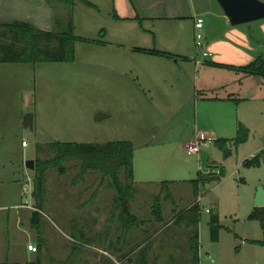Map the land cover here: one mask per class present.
Returning a JSON list of instances; mask_svg holds the SVG:
<instances>
[{"label": "rangeland", "instance_id": "rangeland-1", "mask_svg": "<svg viewBox=\"0 0 264 264\" xmlns=\"http://www.w3.org/2000/svg\"><path fill=\"white\" fill-rule=\"evenodd\" d=\"M91 4L75 0L74 61L35 65L36 90L24 105V111L34 116V124L32 130L22 126L18 145L21 148L25 143L24 158L33 160L35 168L36 160L52 158L48 146L52 141H131L134 183H126L131 184L133 196L117 205L116 196H123L108 185L107 178L95 171L81 176V161L71 160L63 164L64 173L52 167L46 170L44 203L38 210V225L33 227L31 216L37 212L32 197L34 169L26 168L23 160L26 177L23 190L19 185L21 196L15 200L12 188L9 198L0 195V203L5 201L0 204V264H31L38 256L40 264H191L188 238L192 227L188 223L197 197L201 198L196 212L199 264H264V207L254 205L258 188L264 189V78L243 77L212 64L220 56L216 42L225 32L214 39L206 32L205 48L212 55L202 58L195 48L194 54L212 66L193 69L187 79L177 82L181 65L162 58L157 63L163 65L155 69L156 63L151 61L152 67L141 61L151 60L149 55L124 51L129 36L118 34L117 23L113 26L109 3ZM2 14L0 19H6ZM64 16L66 21V12ZM193 29L185 31L190 41ZM144 36L152 38L150 33ZM156 39L158 45H172L163 34H156ZM118 43L125 47L115 49ZM154 70L159 85L151 79ZM173 81L183 89L181 98L192 97L194 91L203 94L189 101L182 118L161 125L150 101L167 106L174 97ZM220 97L224 103L217 100ZM97 112L104 114L99 121L94 119ZM197 114L202 131L216 140L231 144L239 127L247 133L245 142L229 145L231 154L226 158L216 143L210 144L209 170L202 172L204 176L197 155L187 154L181 131H191L190 126L194 130ZM187 117L192 122L178 124ZM256 155L258 165L242 163ZM208 176L219 180L199 186L194 195L190 181ZM125 205L130 219L121 215ZM157 208L161 221L153 214ZM216 215L217 221L212 220ZM39 241L43 242L40 247ZM29 243L37 246L36 253L27 250Z\"/></svg>", "mask_w": 264, "mask_h": 264}, {"label": "crops", "instance_id": "crops-1", "mask_svg": "<svg viewBox=\"0 0 264 264\" xmlns=\"http://www.w3.org/2000/svg\"><path fill=\"white\" fill-rule=\"evenodd\" d=\"M88 2L90 4L91 2L95 4L101 2L109 3L108 5L113 11L111 15L114 18L113 26L117 23L115 28L118 34L121 36H129V43L124 44L128 48L124 51H128L127 53L132 52L134 55H144V57L149 55L151 60L141 58V61L142 63L148 62L147 64H151V61L156 63L155 69L157 66L159 68L163 65L162 62L157 63V61H162L160 60L162 58H167L168 63L170 61L169 59H173L174 61L172 63L181 65L177 66L181 69L182 73H176L178 78H176L177 82L187 79L193 69L212 66L213 63H217V65L227 70L234 71L236 74L238 73L237 75L250 77L251 75H246L237 68L249 64L258 57H264V20L255 25L245 23L230 26L216 0H88ZM17 6L19 7V11ZM26 6L28 7L27 11L24 12L23 7ZM0 11L6 18L3 20L0 19V23L2 24L22 22L38 29L53 31L56 26V18L59 20V25L65 22V11L49 5L45 0H0ZM196 17H202L204 19V34L206 32L210 33L209 26L214 18H221L226 23V28L221 33L223 34L225 32L224 36L216 42V51L220 56L217 57V61L211 62L212 64L206 60L199 64L196 63L199 59L194 54V32L191 41L189 40V36H185V31L188 28H194V20ZM144 24L147 27H144ZM258 30L261 31L260 34ZM147 33L152 35L150 40H147L144 36ZM156 34H163L165 38H170L172 45H158ZM174 42L175 45H173ZM124 45L118 43L114 47L117 50H122V47H125ZM189 48H191V51ZM135 49H155L167 52L172 57H159L141 53ZM195 50L197 53L199 52L196 48ZM42 64L39 63V65ZM35 65L29 62L0 63V195L5 194L9 198L10 194L8 190L12 188L11 194H14L15 200H18L21 196L19 185L22 184L24 177H26V173L21 166L23 160H26L24 158L25 147L22 142L20 148L18 141L19 136H22V117L27 112L24 111V105L27 99L28 102H31V96L36 90ZM151 66L153 67V64ZM156 72L157 70L152 72L151 79L155 85H159L161 81L157 82V78L159 77L156 76ZM196 78H198L197 75L194 77L195 82ZM170 83L171 89L174 90V97L167 101V106H165V102L157 103L156 101H150V107L152 110H156L155 116L162 119L161 125H169L171 121L179 120L180 117L182 118L183 115L181 114H183L184 107L189 101L195 102V100L199 99L198 95L202 96L203 94L201 91H194L192 97L187 96L186 98H181L180 93L183 89L177 87L176 81ZM147 89L148 91L151 90L148 87ZM224 99L220 97L217 100L220 103H224ZM198 117L199 115L197 114L193 119L195 126L193 131L190 124L188 126H190L191 131L187 129L181 130L182 139L184 140L183 146L193 140L198 133L207 134L205 131H202L198 123ZM190 121L192 122V118L189 117L188 119L187 117L185 120L180 119L178 124L181 122L188 124ZM245 160L248 159H244L243 162ZM189 186L191 187L192 185L190 184ZM14 187L19 189H15ZM18 195L20 196L18 197ZM4 203L5 201L0 204Z\"/></svg>", "mask_w": 264, "mask_h": 264}, {"label": "trees", "instance_id": "trees-1", "mask_svg": "<svg viewBox=\"0 0 264 264\" xmlns=\"http://www.w3.org/2000/svg\"><path fill=\"white\" fill-rule=\"evenodd\" d=\"M49 5L65 9L67 20L59 25V20L56 18V26L52 31L38 29L29 24L22 22H14L11 24L0 23V63L13 62H29L35 64L43 62H73L74 61V44L77 37L73 35V9L75 0H45ZM86 5L92 6L86 0H82ZM58 26V28H57ZM138 52L151 54L159 57H172L169 53L158 51L155 49H135ZM237 69L241 70L246 75L264 78V57H258L247 65L240 66ZM237 137L227 144L228 141L221 139L216 140L217 148L223 153L226 158L231 154V147L246 141V129L239 127ZM49 149L52 153V158L48 161L36 160L38 163L34 168L33 192L32 197L35 199V207L37 212L31 216V224L36 227L38 223V210L42 209L45 194V172L49 167L57 168L60 173H64L63 164L71 160L81 161V176L88 171L99 172L102 177L107 178L108 185L114 188L118 194H122L123 198L116 196V204L121 206L128 202V198H132L133 189L131 184L133 181V153L134 146L128 140H116L105 144L97 143H77V142H62L59 140L49 143ZM258 155L250 160H245L244 165H258ZM202 173V172H200ZM203 174V173H202ZM205 174H203L204 176ZM209 177V176H208ZM203 177L197 180H191L193 194L198 192L199 186L205 185L211 180H219V177ZM211 178V179H210ZM83 177L79 181H83ZM127 182V183H126ZM165 186V183L164 185ZM130 195L126 197L127 191ZM199 206L194 204L190 212L192 217L189 218L188 227H192V235L188 238L189 252L192 255L191 264H199V244L197 225L199 215L196 212ZM122 213V212H121ZM155 219L161 221L159 208L153 211ZM189 214V213H188ZM124 219L129 218L121 214ZM217 221V215L213 217ZM216 239V237H214ZM43 245L39 241L38 247ZM41 258L38 256L35 262L31 264H40ZM9 264V263H2ZM56 264V263H52Z\"/></svg>", "mask_w": 264, "mask_h": 264}, {"label": "water", "instance_id": "water-1", "mask_svg": "<svg viewBox=\"0 0 264 264\" xmlns=\"http://www.w3.org/2000/svg\"><path fill=\"white\" fill-rule=\"evenodd\" d=\"M221 8L227 22L230 26H237L254 21L264 20V1L262 0H216ZM226 28V23L221 18H214L209 26L210 38L214 39L219 36ZM102 112L95 114V120L99 121L103 118ZM22 126L24 129L32 130L33 128V115L26 113L22 119ZM210 159V152L201 149L198 153V161L200 171L207 173L208 161ZM26 168L33 171V160L28 159L25 162ZM254 205L256 207H264V189L258 188ZM121 212L124 216L128 214V206H123Z\"/></svg>", "mask_w": 264, "mask_h": 264}, {"label": "built area", "instance_id": "built-area-1", "mask_svg": "<svg viewBox=\"0 0 264 264\" xmlns=\"http://www.w3.org/2000/svg\"><path fill=\"white\" fill-rule=\"evenodd\" d=\"M204 19L202 17H196L194 20V45L197 51L201 54L202 58H208L212 54L207 52L204 44ZM197 64L200 63V60L196 61ZM216 141L215 137L207 136L205 133H198L193 140L187 142L184 145L186 152L188 155H197L201 149L207 150L208 146ZM25 145V143H22ZM209 162V161H208ZM208 167V166H207ZM209 170V169H208ZM208 172V171H207ZM213 172V170H211ZM219 174V173H217ZM200 197H197L195 200V204H200ZM205 212H209L208 208H204ZM27 250L32 253L37 252V247L34 244H27Z\"/></svg>", "mask_w": 264, "mask_h": 264}]
</instances>
